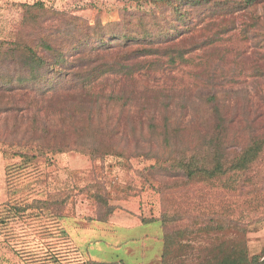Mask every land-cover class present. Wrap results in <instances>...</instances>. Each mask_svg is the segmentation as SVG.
I'll return each mask as SVG.
<instances>
[{"label":"trees","instance_id":"1","mask_svg":"<svg viewBox=\"0 0 264 264\" xmlns=\"http://www.w3.org/2000/svg\"><path fill=\"white\" fill-rule=\"evenodd\" d=\"M210 1L146 0L148 7L139 9L136 2L134 8H125L120 20L106 24L99 20L86 24L65 14L58 15V22L46 24L53 12L40 0L21 4L23 16L13 26L11 39H0V124L5 135L1 141L14 149L1 152L6 159L20 160L6 167L9 184L38 161L70 152L85 155L93 163L109 156L155 160L146 178L156 180L163 195L181 186L247 175L264 154V120L260 121L264 114L255 111L256 118L248 117L252 101L247 92L217 90L193 96L154 86L157 73L188 65V57L205 48L206 40L212 44L219 34L210 25L202 28L208 32L203 35L205 41L191 37L199 23L217 11H224L223 15L233 10L226 9L230 4ZM255 1L246 0L245 7ZM249 26H255L248 30L250 34L264 42V27ZM219 31L233 28L222 26ZM253 71L264 76V68ZM104 75L118 77L122 83L118 93L92 89ZM258 95L264 102V96ZM38 109L45 110L44 117L29 114ZM239 115L245 121L243 139L232 136ZM153 145L165 148L167 154L154 153ZM79 193L94 206L95 217L87 221L107 223L114 208L104 186L97 182ZM73 197L72 191L30 195L29 200L10 207L12 215L6 219L11 222L27 211L40 214L51 219L54 231L68 238L66 213ZM187 217L177 213L159 219L166 225ZM180 235L166 231L164 261ZM70 245L67 242L65 247ZM73 250L84 262L75 263L69 252L64 255L55 247L49 248L52 263L104 264L85 260L78 248ZM214 261L211 264H264V253L249 258L244 244L233 245Z\"/></svg>","mask_w":264,"mask_h":264},{"label":"rangeland","instance_id":"2","mask_svg":"<svg viewBox=\"0 0 264 264\" xmlns=\"http://www.w3.org/2000/svg\"><path fill=\"white\" fill-rule=\"evenodd\" d=\"M36 2L38 0H0L1 40L11 39L13 26L23 16L20 5H33ZM40 2L46 10L53 12L46 24H50V21L58 22V15L61 14L86 24H95L97 20L106 24L120 20L125 8H134L136 2L140 3L138 9L147 6L146 0ZM210 2L213 5L218 2L230 4L226 9L233 10L223 15L224 11H217L213 18L199 23V28L191 37L197 42L205 41L203 35L208 32L202 28L210 25L219 34L212 44L206 40L208 45L205 48L190 55L188 65L172 72L157 73L154 86L164 91H187L193 96L217 90L247 92L245 95L252 101L248 117L256 118L255 111L264 114V102L258 95L264 96V76L255 74L253 69L264 68V50L261 48L264 42L261 37L255 35V38L250 34L255 26L249 25L261 24V28L264 27V0H256L248 7H245L248 4L246 0ZM222 26L232 27L233 31L220 32ZM186 40L191 41V38L187 36ZM121 85L118 77L104 75L95 82L92 89L118 93ZM29 114H37L42 118L45 110H31ZM261 116L260 121L264 120V116ZM244 124L243 118L237 116L232 125V136L246 138ZM2 130L0 124V264H51L53 260L49 248L55 247L64 255L69 252V257L75 263L84 262L77 252H72L78 248L85 260L97 263L159 264L162 246L154 239L161 233L159 225L154 223L125 228L108 222L87 221L95 217L94 206L79 190L97 182L104 186L114 208L113 213L123 212V202L138 195L141 196L140 200L144 199V202H139L138 209L142 216L187 215L183 220L167 223L173 225L168 229L169 232L182 233V236H176L173 240L176 246L174 255L180 264L214 263L221 252H228L233 245L238 247L244 244L249 258L264 253V154L247 175H234L210 184L201 182L181 186L164 195L156 180L146 178V172L155 165V160L136 157L127 161L109 156L93 163L87 156L76 152L42 159L37 165L28 167L21 173L19 180L10 185L6 167L20 160L4 158L1 152L3 148L11 152L14 149L1 141L5 136ZM157 146L153 145L154 153L162 156L167 154L165 148ZM46 191H72L74 194L69 200L66 213L68 220L65 230L68 238L54 231L51 219L40 214L35 213L39 215L37 218L27 211L11 222L6 219L12 215L10 207L26 198L29 200L30 195L40 197ZM137 200L130 201L137 204ZM145 204L146 207L143 206ZM196 216L212 220L197 219ZM239 226L242 230H239ZM67 242L72 245L65 247Z\"/></svg>","mask_w":264,"mask_h":264},{"label":"crops","instance_id":"3","mask_svg":"<svg viewBox=\"0 0 264 264\" xmlns=\"http://www.w3.org/2000/svg\"><path fill=\"white\" fill-rule=\"evenodd\" d=\"M140 197L141 196L138 197L137 195L134 198H131V199H138L137 204H134L132 201H130L131 199H129V201L123 202L124 203V207H123L124 213L123 212L117 213L115 211L110 217L108 223L111 225L123 226L125 228H130L134 226L140 227L144 224H154V223L159 225L161 233H159V235H156L157 237L154 238L155 240L159 241L162 246L161 247L162 250L159 256V260H158L159 264H180L178 262L179 259L176 258L174 255L176 251V246L173 247V251L172 250L168 251L169 254H167V258L164 261V245L162 242V238L166 234V231L172 228L173 225L172 226L169 224L163 225L159 219L160 216H152V217L142 216L138 209H139V202L141 203L144 202V199L140 200ZM143 206L146 207V204ZM143 220H146V222H144Z\"/></svg>","mask_w":264,"mask_h":264}]
</instances>
